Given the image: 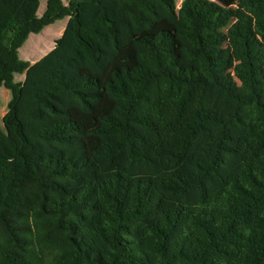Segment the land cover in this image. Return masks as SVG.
Masks as SVG:
<instances>
[{"label": "trees", "instance_id": "trees-1", "mask_svg": "<svg viewBox=\"0 0 264 264\" xmlns=\"http://www.w3.org/2000/svg\"><path fill=\"white\" fill-rule=\"evenodd\" d=\"M39 7L0 0V264H264V0Z\"/></svg>", "mask_w": 264, "mask_h": 264}, {"label": "rangeland", "instance_id": "rangeland-1", "mask_svg": "<svg viewBox=\"0 0 264 264\" xmlns=\"http://www.w3.org/2000/svg\"><path fill=\"white\" fill-rule=\"evenodd\" d=\"M46 1L47 0H40V7L38 10L39 16H41L45 11ZM62 1L66 4L68 0ZM70 25V18H64L63 20L57 21L54 24L45 27L39 34H31L23 46L19 49V58L23 61L29 62L31 66L37 65L55 50L56 43L61 41L63 36L69 30ZM223 39L225 46L222 55L229 57V67L227 71L230 75H233L238 66V61L234 55V50L230 45V36L228 31L223 34ZM69 41L70 37L68 36H66L64 41H62L64 44L63 51L68 49ZM46 62L42 61L40 66L46 65ZM179 64L183 69L197 68V64L188 59H182ZM26 74L27 72H24L23 74H15L14 81L23 83L26 79ZM9 99L10 92L3 87L0 88V127H2L1 119L7 112Z\"/></svg>", "mask_w": 264, "mask_h": 264}]
</instances>
